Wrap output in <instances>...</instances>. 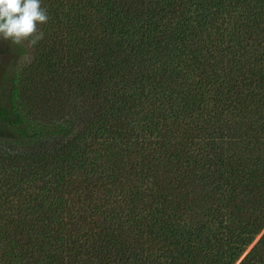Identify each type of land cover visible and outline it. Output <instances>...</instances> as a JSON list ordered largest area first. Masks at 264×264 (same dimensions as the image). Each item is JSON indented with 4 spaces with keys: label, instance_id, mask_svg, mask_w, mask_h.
Returning <instances> with one entry per match:
<instances>
[{
    "label": "trees",
    "instance_id": "trees-1",
    "mask_svg": "<svg viewBox=\"0 0 264 264\" xmlns=\"http://www.w3.org/2000/svg\"><path fill=\"white\" fill-rule=\"evenodd\" d=\"M0 41V264H264V0H41Z\"/></svg>",
    "mask_w": 264,
    "mask_h": 264
},
{
    "label": "clouds",
    "instance_id": "clouds-1",
    "mask_svg": "<svg viewBox=\"0 0 264 264\" xmlns=\"http://www.w3.org/2000/svg\"><path fill=\"white\" fill-rule=\"evenodd\" d=\"M48 20L41 0H0V39L12 45L35 46L44 36L39 25Z\"/></svg>",
    "mask_w": 264,
    "mask_h": 264
},
{
    "label": "rangeland",
    "instance_id": "rangeland-1",
    "mask_svg": "<svg viewBox=\"0 0 264 264\" xmlns=\"http://www.w3.org/2000/svg\"><path fill=\"white\" fill-rule=\"evenodd\" d=\"M0 41H1V39H0ZM8 55H2L1 57H0V65L2 66V65H6V63H7V60H8ZM0 70H1V68H0ZM1 73V72H0ZM0 78H1V76H0Z\"/></svg>",
    "mask_w": 264,
    "mask_h": 264
}]
</instances>
